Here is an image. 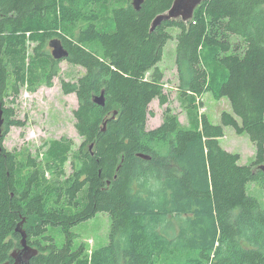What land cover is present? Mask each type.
<instances>
[{"label":"trees","instance_id":"obj_1","mask_svg":"<svg viewBox=\"0 0 264 264\" xmlns=\"http://www.w3.org/2000/svg\"><path fill=\"white\" fill-rule=\"evenodd\" d=\"M173 1L115 3L106 24L108 0H0V264H15L21 221L38 251L27 264H264V206L249 191L252 182L264 188V0H202L190 19L151 30ZM53 36L85 69L62 81L63 92L77 96L83 137L66 178L61 143L45 161L3 145L10 126L24 124L12 104L27 67L39 73L31 74V91L58 75L55 60L37 69ZM172 38L179 94L211 89L226 97L231 111L220 123L202 113L185 126L168 107L162 123L147 128L152 100H169L157 64ZM102 91L104 105L94 101ZM228 125L255 144L251 163L221 145ZM99 211L111 217L109 242L89 253L75 245L72 227ZM50 228L64 233L62 244Z\"/></svg>","mask_w":264,"mask_h":264},{"label":"rangeland","instance_id":"obj_2","mask_svg":"<svg viewBox=\"0 0 264 264\" xmlns=\"http://www.w3.org/2000/svg\"><path fill=\"white\" fill-rule=\"evenodd\" d=\"M125 1L108 0L102 7L101 12L106 24L109 22L108 9L115 3H124ZM133 1L131 0V2ZM169 29L175 36L178 29ZM65 32L68 35H73L67 33L68 31ZM73 33L75 34L76 31L73 30ZM50 41L49 38L44 47L46 52H50ZM34 45L35 42L30 43V49ZM33 52V50L32 52L29 51V54H34ZM45 59H43L42 64H38L37 69H40L41 66H50L49 58L46 57ZM157 65L164 73V91L168 94L169 100L165 104L160 103L158 98L152 100L149 107L153 111V115H150L147 120V128L152 129L159 126L163 121V113L168 107L185 126L193 124L194 117L202 113H205L214 123H220L222 112L231 111L229 100L226 97L216 95L211 89L206 90L200 96L182 98V95L179 94L180 80L176 63V40L174 38L165 45L162 60ZM35 69L36 67L33 65H30L29 70L27 67L26 80L20 87L19 96L12 104L15 109L14 117L22 120L24 124L11 125L3 140V145L9 151H30L38 160L45 161L51 151L58 149L57 145L61 143L62 147L59 150H62L61 152L66 151L68 155L61 166L63 178H66L71 172L70 156L81 145L83 137L79 135L75 127L74 110L78 107L77 96L75 93L65 94L61 83L63 80H75L85 72V69L71 63L68 59L62 60L59 63L58 76L53 77V84L51 86L42 84L35 91H31L29 89L31 74L33 72L35 75L39 74ZM150 72L147 73L148 76ZM215 77L217 78H215L214 84L218 82L219 75H215ZM224 131V136L220 138L221 145L231 152L240 153V163H251L255 158L256 147L248 133H237L230 125L224 126ZM48 175L51 176L52 174L48 173ZM249 191L257 196L264 206V188L252 182ZM110 226L111 217L109 213L99 211L94 217L72 227L76 233L75 245L83 244L89 253L95 248L106 245L109 242ZM47 233L55 237L58 245L62 244L65 239L64 233L60 229L50 228Z\"/></svg>","mask_w":264,"mask_h":264},{"label":"water","instance_id":"obj_3","mask_svg":"<svg viewBox=\"0 0 264 264\" xmlns=\"http://www.w3.org/2000/svg\"><path fill=\"white\" fill-rule=\"evenodd\" d=\"M143 0H134L133 4L136 9L140 8ZM202 2V0H174L172 6L165 12L158 14L152 21L151 30H154L156 26L161 24L163 21L182 18L188 20L193 16L195 8ZM51 45L54 47L53 55L56 58H62L68 55V50L64 48L60 39H54L51 41ZM94 101L100 105L105 104V92L102 91L101 94L97 95ZM2 109H0V135L2 134ZM92 148V144L90 145ZM145 157L147 155L141 154ZM261 169L264 170V165H261ZM23 223V222H22ZM19 232L22 234V248L18 251H14L12 256L15 258V264H27L30 258L37 254V249L31 247L27 243V233L20 227Z\"/></svg>","mask_w":264,"mask_h":264},{"label":"flooded vegetation","instance_id":"obj_4","mask_svg":"<svg viewBox=\"0 0 264 264\" xmlns=\"http://www.w3.org/2000/svg\"><path fill=\"white\" fill-rule=\"evenodd\" d=\"M56 37H57V38H56ZM50 39H51V41L54 40V39H60L61 42H62V44H63V46H64V48L67 49V47L64 45V43H63V41H62V39H61L60 37H58V36H53V37H51ZM51 41L49 42V46H50L49 50H50V52H47V57H49V60H50V61H51V60L58 61V65H59V63H60L62 60L68 59L70 53H69V50L67 49V50H68V55H67V56L62 57V58H56V57L53 55L54 47L51 45ZM68 60H69V59H68ZM55 76H58V75H55ZM55 76H54V77H55ZM75 80H76V79H75ZM75 80H68V81H75ZM64 81H66V80H64ZM61 87H62V83H61Z\"/></svg>","mask_w":264,"mask_h":264},{"label":"bare ground","instance_id":"obj_5","mask_svg":"<svg viewBox=\"0 0 264 264\" xmlns=\"http://www.w3.org/2000/svg\"><path fill=\"white\" fill-rule=\"evenodd\" d=\"M98 104V103H97ZM115 114H116V111H115ZM3 126V125H2ZM20 227L21 228H23V223H22V221L18 224V227H17V231L19 232V229H20ZM24 229V228H23ZM25 230V229H24ZM20 233V232H19ZM21 236H22V234H21ZM22 239V238H21ZM28 243V242H27ZM22 244V243H21ZM22 248V247H21ZM14 258V257H13ZM15 259V258H14Z\"/></svg>","mask_w":264,"mask_h":264}]
</instances>
